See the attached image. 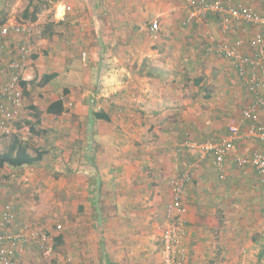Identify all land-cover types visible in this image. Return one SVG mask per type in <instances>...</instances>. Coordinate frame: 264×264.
Here are the masks:
<instances>
[{"label": "crops", "instance_id": "crops-1", "mask_svg": "<svg viewBox=\"0 0 264 264\" xmlns=\"http://www.w3.org/2000/svg\"><path fill=\"white\" fill-rule=\"evenodd\" d=\"M68 1L41 9L32 23L31 80L24 82L23 117L13 134L37 122V147L54 140L56 154L49 150L45 160L13 170L30 168L42 184L50 179L42 176L51 174L56 183L45 189L51 199L38 195L41 209L33 221L48 228L36 229L47 235L46 248L27 243L21 264H163L170 183L185 171L191 179L183 200L184 264L264 253V187L253 168L233 161L261 145L255 138L236 142L228 132L231 125L246 127L240 111L255 94L232 59L216 51L222 46L246 55L257 29L235 22L226 27L219 14L187 22L186 0ZM206 1L264 15V0ZM22 39H6L2 65L14 58ZM50 74L54 78L39 86ZM59 77L66 80L61 89L51 83ZM58 99L64 112L48 114L47 106ZM207 142L229 147L221 167L213 153L198 150ZM16 206L17 231L34 217ZM51 221L57 222L53 228Z\"/></svg>", "mask_w": 264, "mask_h": 264}, {"label": "built area", "instance_id": "built-area-1", "mask_svg": "<svg viewBox=\"0 0 264 264\" xmlns=\"http://www.w3.org/2000/svg\"><path fill=\"white\" fill-rule=\"evenodd\" d=\"M188 9L187 22H198L207 15L219 14L223 23L230 27L232 22L250 24L257 32L249 43V52L243 55L239 49H227L217 46L216 51L225 59H232L240 76L244 77L248 89L255 94V100L240 111V125H231L228 132L236 142L255 138L261 145L248 155H235L233 161L238 167L254 169L257 180L264 187V15L243 6L224 7L219 1L186 0ZM158 29L153 23L151 30ZM263 29V30H260ZM22 35L23 39L17 44L14 58L5 65L0 63V150L2 142L15 131L22 121L23 88L22 83L31 80L26 75V69L35 48L34 25L28 21H13L0 23V47L3 48L6 39L11 35ZM212 50H214L212 48ZM263 90L259 92L260 88ZM201 153H213L215 162L221 167L229 155L228 146L215 143L197 145ZM191 176L185 171L171 181V201L166 206V228L161 237V260L163 264H182L184 250L182 239L185 234L184 219L187 209L183 203L185 188ZM16 216L14 208L9 203L0 206V264H21L20 251L27 243L33 242L42 247L46 237L37 231L25 228L15 230Z\"/></svg>", "mask_w": 264, "mask_h": 264}, {"label": "rangeland", "instance_id": "rangeland-1", "mask_svg": "<svg viewBox=\"0 0 264 264\" xmlns=\"http://www.w3.org/2000/svg\"><path fill=\"white\" fill-rule=\"evenodd\" d=\"M31 1L32 0H0V21L4 17H5V20L8 17H15V20H17V21L22 20V16H21L22 10L25 9ZM66 1H68V0H66ZM70 1L72 3H80V4H81V2H83V0L82 1L70 0ZM44 2H45V5L43 6L42 10L46 9V10L51 11V9H54L55 4H56L55 3L56 0H44ZM81 5L83 6L84 4L82 3ZM8 9H14L13 10L14 12L11 13V10L9 12H7ZM35 33H36V31H35ZM51 83L54 85V87L61 89L63 86H65L66 80L63 77H59L58 79H53L51 81ZM18 135L21 137V139L23 138V139H26L27 141H29L30 145L32 146V149L36 148L37 145L42 142V141H38V139L36 137H34V135L28 131V126L24 129V131L21 134H18ZM10 136H8L3 141L1 149L7 143ZM53 143H54V140L52 142V140L46 141V139H45V145L43 146V147H48V150H52L51 155L56 154V153H54L55 147H54ZM40 147H42V146H39L38 148H40ZM30 152H31V154H34V152H32V151H30ZM43 160H45V158ZM13 169L14 168H11L8 166L0 168V196L2 198V202H7L14 208L18 203L19 206H22L23 209L27 210V212L32 217H34V218L26 219L25 222L20 225L21 228H25V229L35 231V232L37 231L36 229H38L39 231H45L47 233L48 228H44V230H43L42 227H40L42 224L34 223V222H36L37 211L39 209H41V207L39 206V203H37L38 199H39L38 195L41 196L43 200L51 199V197H52L51 192H48L45 189L46 188L48 189V187L53 186V183H56V181L53 180L52 179L53 176H51V174L48 173L49 175H47V176L43 175L42 178L46 179L47 177H49L50 178L49 181H43L44 179H42V181L44 183V184H42L41 181L36 180V178H38V176H33V177L31 176L32 174L35 173L32 171V169L27 168L26 170H23L22 172L21 171L15 172ZM37 184H39V186H37ZM45 184H47V185H45ZM42 185H44L45 187L43 189L39 190L40 187L42 188ZM49 191L53 192V189H51V190L49 189ZM186 209H187V207H186ZM14 214H15V210H14ZM15 216H16V214H15ZM184 216L185 215H183V219H184ZM50 219L51 218L47 219V221H50ZM52 221H54V219H52ZM52 221H51V225L53 228L54 226H56L57 222H52ZM184 229H185V227H184ZM49 230H50V228H49ZM45 236H47V235L45 234ZM184 236L186 237V233L184 234ZM46 239H47V237H46ZM46 245H47L46 242H44L42 247L37 246V248L39 249V251H44V249L46 248ZM24 247H22V249H24ZM258 256H259L258 253L254 254V252H250V251H248L246 253H242L240 255L234 254V253L228 254V255L227 254H223V255L220 254V255H217V258L219 257V260H217V262L215 264H254L253 260L255 257H258ZM186 259H187L186 254H184V259H183L182 264L185 263ZM261 261H263V262H261ZM256 264H264V254L261 256V258L257 261Z\"/></svg>", "mask_w": 264, "mask_h": 264}, {"label": "trees", "instance_id": "trees-1", "mask_svg": "<svg viewBox=\"0 0 264 264\" xmlns=\"http://www.w3.org/2000/svg\"><path fill=\"white\" fill-rule=\"evenodd\" d=\"M44 5H45L44 0H32L29 3V5L22 11L21 14L22 18L31 23L35 22L37 19V14L41 11V9H43ZM4 21H5V17L0 21V23ZM45 28L47 29L46 31H49L48 33L49 35L53 33L52 23L45 24ZM42 32L40 31V36L43 35ZM52 78H54L53 74L45 75L40 80L38 85L43 86L44 84L49 82ZM22 88L25 90L24 83H22ZM23 95H24V91H23ZM46 112L52 115H59L63 113L64 112L63 101L61 99H58L50 103L46 108ZM95 116L99 117L101 115H95ZM36 124L38 123L36 122ZM36 124H30V123L25 124L28 126V131L33 135H38L41 133L40 130L36 129L37 126ZM43 133H45V131H43ZM30 151L34 152V154H31ZM48 152L49 150L46 149L45 147H41V148L37 147L32 149V146L30 145L29 141L23 138L21 139V137L18 134H13L9 137L7 143L0 150V168L8 166L17 169V168L37 164L45 158L44 156H46ZM263 254L264 253H259L258 258L260 259Z\"/></svg>", "mask_w": 264, "mask_h": 264}]
</instances>
